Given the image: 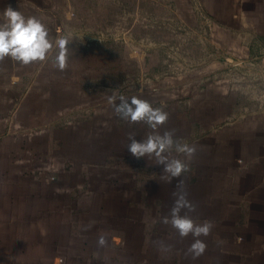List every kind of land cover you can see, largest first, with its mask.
I'll use <instances>...</instances> for the list:
<instances>
[{"label":"crops","instance_id":"crops-1","mask_svg":"<svg viewBox=\"0 0 264 264\" xmlns=\"http://www.w3.org/2000/svg\"><path fill=\"white\" fill-rule=\"evenodd\" d=\"M144 4L142 13L157 21L142 28L162 34L154 47L161 64L181 70L152 69L148 86L123 96L167 112L160 133L175 129L174 140L196 146L180 179L196 206L187 214L213 224L200 237L207 250L193 260L186 251L194 238L161 222L177 180L161 181L162 165L128 151L129 133L141 141L153 130L114 113L107 97L119 89L93 92L72 82L32 89V81L0 79V264L75 255L82 264H264V104L248 100L260 92L248 93L249 70L231 66L253 60L264 76V0ZM201 26L211 54L196 37ZM171 156L184 159L174 149ZM101 233L104 248L97 246Z\"/></svg>","mask_w":264,"mask_h":264},{"label":"rangeland","instance_id":"rangeland-1","mask_svg":"<svg viewBox=\"0 0 264 264\" xmlns=\"http://www.w3.org/2000/svg\"><path fill=\"white\" fill-rule=\"evenodd\" d=\"M8 6L22 12L25 17L35 16L41 19L53 43L58 35H71L73 40L68 45L66 70L60 71L55 67L54 58L57 50L54 47L45 61L35 62L26 67H20L10 59H5L0 63V79H4V82H9V79L12 82L23 81V84L32 81L31 83L35 85L32 89H38L39 85L58 88L61 84L72 82L93 92L117 88L120 91L118 95H123L128 90L148 86L149 82H145V76L149 77L148 72L152 69L158 73H174L181 70L180 65L171 64L173 61L161 64L162 57L158 49V52H155L154 47L162 34L155 32L148 36L146 28H142L157 21L142 13V9H145L144 0H0V17ZM203 30V26L198 27V30H195L196 37L199 36L201 39L199 41L203 43L206 54H211L215 49L208 41L209 33ZM146 34L149 43L144 46ZM190 37L186 36L188 44L193 43ZM192 47L194 46L188 47L187 51L191 52ZM130 52H133V55L129 56ZM149 53H156L157 55L153 56L156 59L150 60ZM233 64L235 65H231L232 68L243 66L249 70L250 77L249 80L246 79L248 93L254 92V89L260 91L256 98L251 97L248 100L258 102L259 105L264 104V78L260 80V77L264 76L261 73L257 74L260 69L259 72L255 70V61L244 62L238 58ZM233 83L238 85L242 84V81L236 78ZM31 96L33 95L29 98ZM38 121L42 123L40 119ZM38 169L42 171L43 168ZM77 253L82 254V250L76 251ZM62 259L42 256L32 261L31 258H24L22 264H82V257L76 255L70 256L68 261L64 258L61 262ZM12 260L13 258L8 257V264H14L11 263Z\"/></svg>","mask_w":264,"mask_h":264},{"label":"clouds","instance_id":"clouds-1","mask_svg":"<svg viewBox=\"0 0 264 264\" xmlns=\"http://www.w3.org/2000/svg\"><path fill=\"white\" fill-rule=\"evenodd\" d=\"M0 19H2L0 22V63H3L5 59H10L20 67H26L35 62L45 61L55 47L57 50L54 58L55 67L60 71L67 69L68 45L73 40L71 35H58L53 43L41 19L35 16L25 17L22 12L14 10L11 6L3 10ZM57 31L60 32L59 29ZM107 102L121 119L130 123L144 122L153 130L146 139L141 141L135 139L134 133H129L128 151L137 159L147 157L155 164L162 165L161 181L171 183L174 179L177 180L176 190L173 192L175 199L170 213L163 217L161 222L165 225L170 224L181 238L191 235L194 239L187 248L186 255H190L193 260L198 259L207 250V244L200 237L210 235L213 224L210 221L196 223L187 214L194 212L196 206L188 200L185 181L180 179L185 172L189 171V162L197 152L196 146L181 144L174 140L175 129L166 130L161 134L159 129L167 123L169 114L161 108H154L146 100L136 96L127 99L113 90L112 95L107 97ZM173 149L176 153L182 154L184 159L172 157ZM182 211H185L184 215H181ZM90 227L91 224L83 230L88 231ZM154 243L165 247L162 241ZM97 246L100 248L108 246L106 234L101 233L98 236Z\"/></svg>","mask_w":264,"mask_h":264},{"label":"built area","instance_id":"built-area-1","mask_svg":"<svg viewBox=\"0 0 264 264\" xmlns=\"http://www.w3.org/2000/svg\"><path fill=\"white\" fill-rule=\"evenodd\" d=\"M131 55H133V52H130V53H129V56H131Z\"/></svg>","mask_w":264,"mask_h":264}]
</instances>
